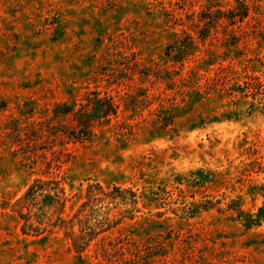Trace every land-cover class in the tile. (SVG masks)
I'll return each mask as SVG.
<instances>
[{
  "label": "rangeland",
  "instance_id": "obj_1",
  "mask_svg": "<svg viewBox=\"0 0 264 264\" xmlns=\"http://www.w3.org/2000/svg\"><path fill=\"white\" fill-rule=\"evenodd\" d=\"M263 206L264 0H0V264H264Z\"/></svg>",
  "mask_w": 264,
  "mask_h": 264
},
{
  "label": "trees",
  "instance_id": "obj_2",
  "mask_svg": "<svg viewBox=\"0 0 264 264\" xmlns=\"http://www.w3.org/2000/svg\"><path fill=\"white\" fill-rule=\"evenodd\" d=\"M90 104L89 109H78L76 111L77 133H79L80 139H86L90 135V126L94 121H100L98 119L107 120L110 114L115 113V106L108 98H92ZM64 111L69 112L71 109L67 107ZM261 218H264V206L259 209L255 220L260 221Z\"/></svg>",
  "mask_w": 264,
  "mask_h": 264
}]
</instances>
